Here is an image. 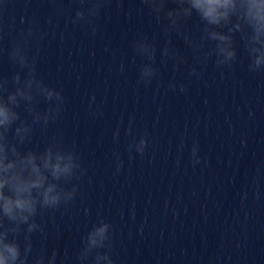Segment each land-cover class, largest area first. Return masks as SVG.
I'll use <instances>...</instances> for the list:
<instances>
[{"label":"water","instance_id":"95a60500","mask_svg":"<svg viewBox=\"0 0 264 264\" xmlns=\"http://www.w3.org/2000/svg\"><path fill=\"white\" fill-rule=\"evenodd\" d=\"M77 7L69 0H0V73L19 71L7 51L31 27L46 33L29 44L37 74L66 97L61 118L37 130L27 147L42 150L62 133L86 169L75 202L44 216L48 250L66 249L71 257L102 217L113 226L115 264H264V72L247 70L239 37V63L217 67L212 57L202 67L182 35L199 36L195 18L181 34L166 36L167 21L157 24L139 0H111L93 34L72 24ZM140 36L157 48L159 75L147 87L137 83L146 62L133 51ZM166 41L177 58L162 65ZM38 107H46L43 100ZM144 134L148 148L142 156L133 149L129 159L128 144ZM194 142L207 162L193 167ZM114 154L123 161L119 173Z\"/></svg>","mask_w":264,"mask_h":264},{"label":"clouds","instance_id":"9594fccd","mask_svg":"<svg viewBox=\"0 0 264 264\" xmlns=\"http://www.w3.org/2000/svg\"><path fill=\"white\" fill-rule=\"evenodd\" d=\"M79 5L71 18L72 24H84L97 31L95 20L111 0H69ZM157 24L167 21L165 35L180 33L181 28L195 18L199 36L183 33V39L197 54L202 67L209 59L217 67L232 68L240 62L237 54V39L248 59L250 73L264 72V0H139ZM119 4V0H117ZM169 4L174 5L168 7ZM144 8H138L142 13ZM57 12H65L63 7ZM51 23V20H49ZM31 27L21 30L12 42L7 56L19 71L9 78L0 73V264H115L113 259V226L100 217L81 237L79 248L69 257L44 244L47 239L45 214H52L74 203L80 192L78 182L86 169L75 146H66L63 134L52 135L41 150L33 144L34 133L44 132L56 123L65 110L66 97L51 87L37 74V56L29 54V44L34 37ZM46 33L36 35L42 39ZM3 34H0L2 40ZM211 42L208 50L205 45ZM0 48V55L4 54ZM133 51L146 62L142 63L137 83L145 87L159 75L155 66L157 48L145 36L133 42ZM202 52V56L200 53ZM163 65L167 59H176L170 41L160 51ZM123 70V65H121ZM21 72L24 75H21ZM193 75L200 73L191 69ZM169 87L176 90L177 84ZM181 92L186 85L179 84ZM41 100L46 107L41 110ZM26 113L27 115H24ZM131 135V120L125 130ZM119 129L113 133L115 140ZM150 140L147 134L128 144L129 159L133 149L143 155ZM115 155V169L119 173L123 161ZM193 167L206 163L199 155L197 143L191 148ZM34 239L36 242H34Z\"/></svg>","mask_w":264,"mask_h":264}]
</instances>
